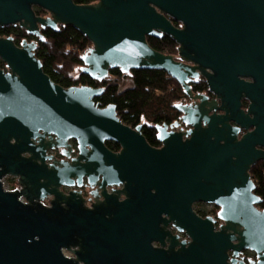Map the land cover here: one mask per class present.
<instances>
[{
	"label": "water",
	"instance_id": "water-1",
	"mask_svg": "<svg viewBox=\"0 0 264 264\" xmlns=\"http://www.w3.org/2000/svg\"><path fill=\"white\" fill-rule=\"evenodd\" d=\"M16 24L40 41L41 28L71 26L91 44L81 73L163 71L192 103L174 104L170 128L154 126L153 147L141 124L95 104L103 88L61 87L35 42L0 38V264H244L246 249L249 264H264V208L249 172L264 161V0H0V27ZM162 36L176 57L147 43ZM200 78L213 99L192 92ZM55 148L63 160L47 153ZM195 203L218 207L217 230Z\"/></svg>",
	"mask_w": 264,
	"mask_h": 264
},
{
	"label": "trees",
	"instance_id": "trees-1",
	"mask_svg": "<svg viewBox=\"0 0 264 264\" xmlns=\"http://www.w3.org/2000/svg\"><path fill=\"white\" fill-rule=\"evenodd\" d=\"M75 4L84 5L95 0H73ZM45 38L43 43H38L35 56L42 64V70L50 79L64 88L71 86H88L103 88V93L94 99L99 107L114 104L116 114L120 121L134 128L142 125L141 132L146 141L153 147L159 143L155 137V124H169L176 120L179 113L174 104L187 100L178 83L163 71L136 69L129 74L120 72L118 68L110 69L108 76L102 80H93L80 72L74 73V68L81 66V55L90 47V42L71 26H60L58 30L43 29ZM15 34L21 37L23 32L19 29L8 28L0 34ZM147 43L154 50L165 55H176L175 42L168 36L161 38L147 37ZM130 81V86L122 89L124 80ZM193 93L207 92L203 79L190 84ZM110 150L116 144L106 143ZM114 146V147H113ZM250 176L255 184L254 193L260 197L259 208H264V161L256 163L250 169ZM13 181L9 185L13 186Z\"/></svg>",
	"mask_w": 264,
	"mask_h": 264
},
{
	"label": "flooded vegetation",
	"instance_id": "flooded-vegetation-1",
	"mask_svg": "<svg viewBox=\"0 0 264 264\" xmlns=\"http://www.w3.org/2000/svg\"><path fill=\"white\" fill-rule=\"evenodd\" d=\"M32 10H33V12H34V14H35V16H41V17H46L47 16V12L46 11H44V10H42V9H40L39 7H32ZM174 24V26H176V27H179L180 25H179V23H173ZM60 27V25H58L57 26V29L56 30H58V28ZM8 28H14V29H19L21 32H23V35L21 36V37H19L18 35H15L14 33L13 34H8V35H5V34H0V38H8V37H10V38H12V40H13V43L17 46V47H20V44H21V42L22 41H26V42H35L36 43V48H35V50H34V54H35V51H36V49H37V47H38V43H43L44 41H45V38H44V36L42 35V30L43 29H46V28H41L40 29V34L43 36V38H44V40L43 41H40L39 40V38L38 37H36V36H33V35H30V34H28L26 31H25V29H23V28H21L18 24H16V25H8V26H1L0 27V31H5V29H8ZM48 29H50V28H48ZM50 30H52V29H50ZM56 30H52V31H56ZM177 55V54H176ZM176 55H172V56H174V57H176ZM5 64L0 60V69H2V70H5ZM201 79V78H200ZM196 82V81H195ZM191 84V83H190ZM204 94H206V95H208V97H209V99H213V96L212 95H210L209 93H207V92H204ZM181 103H183V104H188V103H192V101L191 100H189V99H187V100H185L184 102H181ZM246 107H247V103H246V101H242V108L243 109H246ZM180 113H179V116H178V118L176 119V120H174V121H172L171 123H169V124H166V123H161L160 125H162V124H166V125H168V128H170V126L174 123V122H177L178 121V119H179V117H180ZM156 125V124H155ZM154 125V126H155ZM132 128V127H131ZM180 128H182V129H186V127L183 125V124H181L180 125ZM142 129V128H141ZM155 129V128H154ZM178 129V128H177ZM142 133V132H141ZM143 135V134H142ZM155 137H156V130H155ZM110 143V145H113V143L114 144H116V146L114 147L115 149L114 150H111V151H113V152H118L119 150H120V146L117 144V143H115V142H112V141H106L105 142V146H106V143ZM70 144H71V146H72V152H71V156L72 157H75L76 156V144H75V141L74 140H70V142H69ZM159 143V142H158ZM159 146H160V143H159ZM158 146V147H159ZM107 147V146H106ZM108 148V147H107ZM109 149V148H108ZM110 150V149H109ZM49 155H52L56 160H63L64 159V157H63V154H62V151L60 150V149H52V150H49L48 152H47ZM8 178H4L3 179V183H4V187L6 188V189H8V190H13V189H16L18 186H17V180H16V178H14V177H10V176H7ZM5 181H6V183H5ZM10 181H13V186H10L9 185V183H10ZM6 185V186H5ZM112 188H118V187H116V186H112V187H107V191L108 192H110L111 191V189ZM69 190H71V189H69V188H62V191L63 192H65V193H67ZM82 195H83V197L85 198V199H87V198H89V197H91L90 195H89V193H90V191H91V189H89V188H87V187H82ZM44 203L45 204H48V201L46 200V201H44ZM86 204L89 206V203H87L86 202ZM193 211L196 213V215L197 216H199V217H201V218H206V217H211V218H214V219H216L217 220V213H218V207H216V206H214L213 204H206V203H195V204H193ZM204 207L206 208V209H204ZM219 224H221V222L220 221H218L217 220V222H216V224H215V229L217 230L218 229V225ZM168 230H170L171 232H172V234L173 235H178L179 236V240H186V241H188V238L183 234V233H179V232H177L171 225H169L168 226ZM155 246H157L156 244H154ZM229 258H231V252H229ZM236 260H237V263H239L240 261L242 262V263H244V264H249L250 262H253V261H256V254L253 252V251H251V250H242L240 253H239V255L236 257Z\"/></svg>",
	"mask_w": 264,
	"mask_h": 264
},
{
	"label": "rangeland",
	"instance_id": "rangeland-1",
	"mask_svg": "<svg viewBox=\"0 0 264 264\" xmlns=\"http://www.w3.org/2000/svg\"><path fill=\"white\" fill-rule=\"evenodd\" d=\"M79 67H80V66H77V67L74 68V73H73V74L77 75V73L79 72ZM129 86H130V81H129L128 79H127V80H124V81L121 83V88H122V89L127 88V87H129ZM204 209H206V208L204 207Z\"/></svg>",
	"mask_w": 264,
	"mask_h": 264
}]
</instances>
